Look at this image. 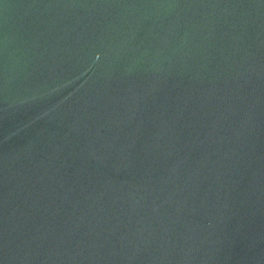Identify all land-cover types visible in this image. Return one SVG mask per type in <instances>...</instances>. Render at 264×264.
<instances>
[{
    "label": "water",
    "instance_id": "95a60500",
    "mask_svg": "<svg viewBox=\"0 0 264 264\" xmlns=\"http://www.w3.org/2000/svg\"><path fill=\"white\" fill-rule=\"evenodd\" d=\"M0 264H264V0H0Z\"/></svg>",
    "mask_w": 264,
    "mask_h": 264
}]
</instances>
